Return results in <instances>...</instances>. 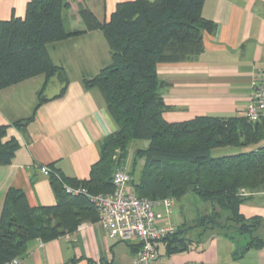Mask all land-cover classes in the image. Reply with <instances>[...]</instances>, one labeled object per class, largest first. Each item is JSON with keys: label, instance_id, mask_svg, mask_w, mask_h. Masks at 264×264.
<instances>
[{"label": "trees", "instance_id": "obj_1", "mask_svg": "<svg viewBox=\"0 0 264 264\" xmlns=\"http://www.w3.org/2000/svg\"><path fill=\"white\" fill-rule=\"evenodd\" d=\"M204 3L135 0L120 4L104 24L89 10L80 11L88 32L104 33L112 56L111 65L94 79L85 80L84 86L102 92L117 131L103 141L89 180L66 179L49 168L56 205L33 208L23 191H8L0 220V264L23 258L32 241H54L84 223L99 222L100 213L91 199L66 189H85L93 196L112 194L113 176L124 167L140 199L173 198L178 203L193 196L200 203L191 213V222L185 217L174 234L159 242L165 244L167 255L186 253L201 244L202 237L216 236L237 245L236 261L252 250L264 249V217H247L241 212L257 195L264 197V146L212 157L214 149L261 144L264 121L205 116L170 123L164 118V83L157 67L194 60L203 53L204 35L216 30V24L203 17ZM69 9L67 0H31L24 20L0 22V91L44 76V89L56 79L62 86L57 98L66 94L68 75L54 64L48 46L82 34L66 28L64 14ZM7 134L8 127L1 126L0 166L10 165L19 148L15 140L5 142ZM136 141L149 145L138 148L129 160L130 146Z\"/></svg>", "mask_w": 264, "mask_h": 264}, {"label": "crops", "instance_id": "obj_2", "mask_svg": "<svg viewBox=\"0 0 264 264\" xmlns=\"http://www.w3.org/2000/svg\"><path fill=\"white\" fill-rule=\"evenodd\" d=\"M30 1L0 0V22L24 20ZM67 1L70 9L64 14L66 28L82 34L48 46L54 64L68 75L66 94L57 98L62 86L56 79L44 89V76L0 91V127H8L5 142L15 140L19 144L12 163L0 166V220L10 189L23 191L33 208L56 205L51 180L41 172L43 167L66 179L89 180L92 167L100 160L103 141L117 131L102 92L84 86L85 80L94 79L111 65L112 56L104 33L88 32L80 11L89 10L104 24L110 22L120 4L135 0ZM203 17L216 24L214 33L204 35L203 53L194 60L157 67L164 83V118L170 123L205 116L243 117L253 83L264 65V0H205ZM24 121H29L26 126ZM260 146L264 141L241 151ZM225 150L214 149L212 157L226 156ZM142 166L143 162L137 179ZM241 212L247 217H264V197L257 195L241 207ZM180 224L168 218L161 225ZM200 240L201 244L188 252L174 255H167L165 244L159 243L160 262L264 264V249L252 250L236 261L233 253L237 245L229 239L216 236ZM138 252L135 244L111 240L108 229L99 221L84 223L76 232L54 241H32L19 264H136Z\"/></svg>", "mask_w": 264, "mask_h": 264}, {"label": "built area", "instance_id": "obj_3", "mask_svg": "<svg viewBox=\"0 0 264 264\" xmlns=\"http://www.w3.org/2000/svg\"><path fill=\"white\" fill-rule=\"evenodd\" d=\"M244 116L253 123L264 121V65L253 83L252 97ZM41 172L47 177L51 174L48 167L41 168ZM130 182L128 169L124 167L113 176L115 191L112 194L93 196L85 189L68 187L66 190L70 194H83L91 199L100 213V222L109 231L111 240L139 247L136 264H162L157 244L174 234L176 228L161 224L171 217L176 201L173 198L158 202L140 199L132 191ZM158 208L163 210L158 211ZM8 264H19V259Z\"/></svg>", "mask_w": 264, "mask_h": 264}, {"label": "rangeland", "instance_id": "obj_4", "mask_svg": "<svg viewBox=\"0 0 264 264\" xmlns=\"http://www.w3.org/2000/svg\"><path fill=\"white\" fill-rule=\"evenodd\" d=\"M148 145H149V143L146 141L133 142L130 146V154L132 155L133 150L135 148H146V147H148ZM225 151H226L225 152L226 156L237 155V154H240L242 152L241 149H239V148H227V150H225ZM199 206H200V203L197 199H195V197L188 196L186 199H184L181 202H178L176 204V207L174 208L173 213H172L170 218H172L173 222L177 223V224H180V222H182V220L185 217H187L188 222H191L192 221L191 213H193L194 210H196V208ZM190 225H192V224L190 223Z\"/></svg>", "mask_w": 264, "mask_h": 264}]
</instances>
